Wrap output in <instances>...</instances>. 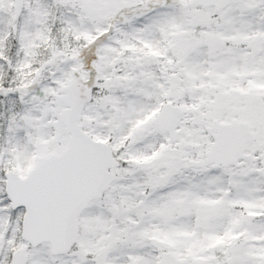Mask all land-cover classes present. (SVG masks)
<instances>
[{
  "label": "snow or ice",
  "instance_id": "snow-or-ice-1",
  "mask_svg": "<svg viewBox=\"0 0 264 264\" xmlns=\"http://www.w3.org/2000/svg\"><path fill=\"white\" fill-rule=\"evenodd\" d=\"M0 264H264V0H0Z\"/></svg>",
  "mask_w": 264,
  "mask_h": 264
}]
</instances>
